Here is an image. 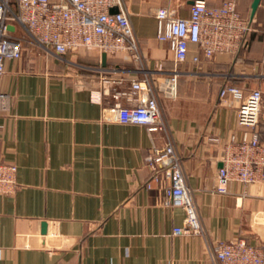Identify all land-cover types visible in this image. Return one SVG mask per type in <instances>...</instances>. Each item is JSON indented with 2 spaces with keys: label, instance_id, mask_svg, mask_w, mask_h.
Instances as JSON below:
<instances>
[{
  "label": "crops",
  "instance_id": "crops-1",
  "mask_svg": "<svg viewBox=\"0 0 264 264\" xmlns=\"http://www.w3.org/2000/svg\"><path fill=\"white\" fill-rule=\"evenodd\" d=\"M205 1H234L250 19L253 0ZM123 2L146 69L168 75L173 55L156 40L155 13L168 6L188 18L189 0ZM252 20L240 54L200 56L193 64L197 51L190 45L188 61L177 67L176 98L160 99L163 130L103 121L112 96L130 92V82L143 76L124 53L106 55L103 66L98 52L56 59L25 42L21 59L5 62L0 82L7 96L0 159L16 166L17 185L0 194V264H209L208 244L243 239L263 246L264 174L258 183L229 182L226 194L215 192L224 145L251 133L237 124L240 100L221 98V88L236 87L243 97L259 89L264 97V0ZM257 132L264 144L263 120ZM168 142L182 157L202 235L173 234L185 211L163 205L168 181L144 163Z\"/></svg>",
  "mask_w": 264,
  "mask_h": 264
},
{
  "label": "built area",
  "instance_id": "built-area-1",
  "mask_svg": "<svg viewBox=\"0 0 264 264\" xmlns=\"http://www.w3.org/2000/svg\"><path fill=\"white\" fill-rule=\"evenodd\" d=\"M155 19L156 40L168 45L174 63L168 75L156 77L146 69V58L123 0H0V82L5 62L21 59L25 39L19 32L29 44L58 59L79 50L106 55L124 53L143 76L130 82V92L112 96L115 104L104 109L103 121L163 130L160 99L176 98L177 67L188 61L190 45L197 51L190 60L193 64L200 61V56L209 60L216 54L236 55L253 31V20L243 18L234 1L209 6L205 0L193 1L188 18L174 16L165 6L157 9ZM226 95L240 100L237 124L251 129V133L245 132L239 141L231 137L224 145L216 176L218 194L227 193L229 182L254 184L262 181L264 174V144L257 132L260 120L264 121L263 93L254 89L243 97L240 89L225 86L219 96ZM122 98L127 105L120 104ZM6 101L7 96L0 93V110H6ZM144 163L155 176L162 175L168 181L163 205L185 211L184 225L174 228L173 234L202 235L203 227L175 145L168 142L154 150ZM15 176L16 166L0 159V194L15 191ZM207 256L209 264H264V245L252 246L243 239L208 244Z\"/></svg>",
  "mask_w": 264,
  "mask_h": 264
},
{
  "label": "water",
  "instance_id": "water-1",
  "mask_svg": "<svg viewBox=\"0 0 264 264\" xmlns=\"http://www.w3.org/2000/svg\"><path fill=\"white\" fill-rule=\"evenodd\" d=\"M194 0H189V4L191 5L193 3ZM260 0H253L252 4H251V14H250V19L253 18V15L257 9V6L259 4ZM116 10H111V12H115ZM105 59H106V54L102 53L101 54V60H102V64L103 66L105 65ZM46 232V224L45 222L41 224V233L45 234Z\"/></svg>",
  "mask_w": 264,
  "mask_h": 264
},
{
  "label": "rangeland",
  "instance_id": "rangeland-1",
  "mask_svg": "<svg viewBox=\"0 0 264 264\" xmlns=\"http://www.w3.org/2000/svg\"><path fill=\"white\" fill-rule=\"evenodd\" d=\"M19 36H22L24 39H25V42L26 43H28V41H27V38H26V36L22 33V32H20L19 33ZM27 44H25V46H26ZM30 47V46H29ZM31 48V47H30ZM33 49V48H32ZM35 49V48H34ZM42 51L40 50V53H41ZM41 55H44V57L45 58H47V60L49 59V60H51L52 58H53V56H51V55H45V54H43V53H41ZM56 59H58V58H56ZM56 62H58V60H56Z\"/></svg>",
  "mask_w": 264,
  "mask_h": 264
},
{
  "label": "trees",
  "instance_id": "trees-1",
  "mask_svg": "<svg viewBox=\"0 0 264 264\" xmlns=\"http://www.w3.org/2000/svg\"><path fill=\"white\" fill-rule=\"evenodd\" d=\"M207 3V2H206ZM249 38H250V35L249 36H247V38H246V41H245V45L243 46V48H241V50L238 52V54H240L242 51H244L246 48H247V46H248V44H249ZM216 55H220V54H216ZM225 55H230V54H225ZM215 56V55H214ZM213 56V57H214ZM212 57V58H213ZM211 58V59H212ZM211 59H209V60H211ZM209 60H205V61H209ZM225 87V86H224ZM222 89V88H221Z\"/></svg>",
  "mask_w": 264,
  "mask_h": 264
}]
</instances>
